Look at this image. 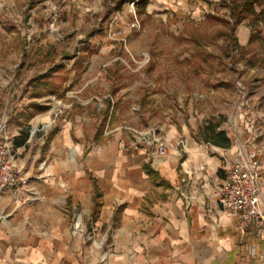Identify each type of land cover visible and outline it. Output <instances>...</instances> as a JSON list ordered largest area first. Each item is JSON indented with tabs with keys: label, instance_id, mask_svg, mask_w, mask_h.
<instances>
[{
	"label": "crops",
	"instance_id": "1",
	"mask_svg": "<svg viewBox=\"0 0 264 264\" xmlns=\"http://www.w3.org/2000/svg\"><path fill=\"white\" fill-rule=\"evenodd\" d=\"M150 5L188 14L206 8L202 0ZM93 91L89 81L72 90L82 112L64 110L52 131L34 138L31 126L52 120L57 101L14 104L8 133L24 181L18 196L7 191L0 201L7 215L0 264H264V224L242 226L217 197L230 170L249 155L240 156L231 142H211L206 132L176 129L166 133V155L154 144L129 148L135 119L111 126L104 113L96 131L94 109L105 105L94 102ZM254 158L264 184V151ZM75 215L106 239L102 247L72 235Z\"/></svg>",
	"mask_w": 264,
	"mask_h": 264
},
{
	"label": "rangeland",
	"instance_id": "2",
	"mask_svg": "<svg viewBox=\"0 0 264 264\" xmlns=\"http://www.w3.org/2000/svg\"><path fill=\"white\" fill-rule=\"evenodd\" d=\"M120 1L0 0V122L14 104L65 98L74 101L64 110L80 113L71 91L89 81L105 105L94 109L96 131L105 113L111 126L215 128L240 156L264 151V13L236 23L221 0H202L200 14Z\"/></svg>",
	"mask_w": 264,
	"mask_h": 264
},
{
	"label": "built area",
	"instance_id": "3",
	"mask_svg": "<svg viewBox=\"0 0 264 264\" xmlns=\"http://www.w3.org/2000/svg\"><path fill=\"white\" fill-rule=\"evenodd\" d=\"M68 94V92H67ZM61 101L53 112L52 121L64 112ZM51 123H41L32 127L29 136L33 138L42 131L46 132ZM133 134V142L129 148L137 149L141 143L154 144L159 155H166L170 145L169 139L160 135L154 128L137 129L130 128ZM15 151L12 137L8 133L6 120L0 122V201L7 191L19 195L21 184L24 181L21 170L15 163ZM255 154L237 163L229 172L227 178L221 184L218 192V202L221 208L237 217L242 226L250 224L253 220L259 225L264 224V184L261 178V171L255 160ZM7 215L0 213V222L5 220ZM71 233L74 236L86 239L95 245L102 247L106 241L104 237H96L94 232L89 231L87 223H79L77 215L71 225Z\"/></svg>",
	"mask_w": 264,
	"mask_h": 264
},
{
	"label": "trees",
	"instance_id": "4",
	"mask_svg": "<svg viewBox=\"0 0 264 264\" xmlns=\"http://www.w3.org/2000/svg\"><path fill=\"white\" fill-rule=\"evenodd\" d=\"M230 10V17L236 21V23H240L245 18H260L264 13L263 9L258 13L256 10L257 5H262L264 0H221ZM123 1H120L118 4V8H121ZM149 0H140L137 3V7L143 9L147 6ZM206 132L208 133V138L211 142L218 145H227L230 143L225 131L216 132L215 128H207ZM98 189L96 196H98Z\"/></svg>",
	"mask_w": 264,
	"mask_h": 264
}]
</instances>
